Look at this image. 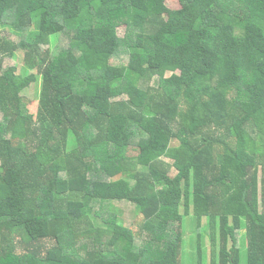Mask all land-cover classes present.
Returning <instances> with one entry per match:
<instances>
[{
    "label": "trees",
    "instance_id": "trees-1",
    "mask_svg": "<svg viewBox=\"0 0 264 264\" xmlns=\"http://www.w3.org/2000/svg\"><path fill=\"white\" fill-rule=\"evenodd\" d=\"M167 1L0 0V264H264V0Z\"/></svg>",
    "mask_w": 264,
    "mask_h": 264
},
{
    "label": "rangeland",
    "instance_id": "rangeland-1",
    "mask_svg": "<svg viewBox=\"0 0 264 264\" xmlns=\"http://www.w3.org/2000/svg\"><path fill=\"white\" fill-rule=\"evenodd\" d=\"M167 6L171 10H177L180 8V3L178 0H168ZM125 29L120 28L119 34L121 36L124 35ZM0 37H7L9 41L16 45L20 40L17 36H15L10 31L6 30L3 31L0 29ZM16 58L19 60L18 65L20 64V73H23L25 70V66L22 63V52L17 51L16 52ZM24 55V54H23ZM40 91H41V79L34 85H32L28 90L25 91L24 97L27 102H29V108L32 110V112L36 113L39 108V98H40ZM173 146H178V142L174 141L172 143ZM175 172L173 171V175ZM115 209L121 213L122 212V220L124 221L125 225L132 228L135 232L139 230V227L141 226V223L143 221L141 215L138 214L135 207L133 205L126 203V202H120L116 203ZM196 221V219H195ZM193 220V218L186 219L185 224L186 228L184 227V238H183V246H182V260L183 264H198L197 263V253H198V236H197V224ZM23 240V239H20ZM23 250L25 247L23 246ZM202 249H203V264H209L210 262V256H211V242L209 239V232L207 231L202 240ZM243 252L245 253V249H243Z\"/></svg>",
    "mask_w": 264,
    "mask_h": 264
}]
</instances>
